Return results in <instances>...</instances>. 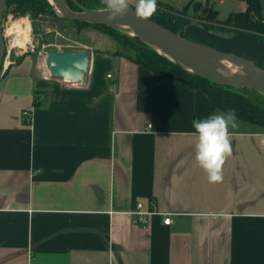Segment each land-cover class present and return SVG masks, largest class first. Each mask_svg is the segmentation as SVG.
I'll return each mask as SVG.
<instances>
[{"label": "crops", "instance_id": "obj_1", "mask_svg": "<svg viewBox=\"0 0 264 264\" xmlns=\"http://www.w3.org/2000/svg\"><path fill=\"white\" fill-rule=\"evenodd\" d=\"M233 36L264 69V42ZM107 44L86 49L82 83L32 55L0 73V264H264V126L236 119L209 183L193 121L223 111ZM140 202L172 223L137 224Z\"/></svg>", "mask_w": 264, "mask_h": 264}, {"label": "trees", "instance_id": "obj_2", "mask_svg": "<svg viewBox=\"0 0 264 264\" xmlns=\"http://www.w3.org/2000/svg\"><path fill=\"white\" fill-rule=\"evenodd\" d=\"M88 9L106 8L101 0H76ZM245 2L244 11L232 12L229 16L219 19V11L209 2H190L178 10L157 0V12L151 17L165 28L184 34L187 22H193L207 31L222 35L238 34L252 37L264 42V16L261 13V0H240ZM69 6L80 11L72 1ZM16 5L18 15L30 14L36 19L41 13L49 11L62 21L73 23L78 29H101L109 34L122 46L133 50V53L116 51L115 54L125 56L136 64L148 69L154 75V84H183L191 90L206 93L211 99L214 109L227 112L234 110L236 117L256 125L264 126V94L253 89H237L220 85L208 79L199 77L182 68L170 58L161 54L138 37L130 36L112 26L80 23L63 18L49 0H8L6 7ZM131 5V4H130ZM133 6V5H132ZM134 7V6H133ZM201 119L199 116L195 118Z\"/></svg>", "mask_w": 264, "mask_h": 264}, {"label": "water", "instance_id": "obj_3", "mask_svg": "<svg viewBox=\"0 0 264 264\" xmlns=\"http://www.w3.org/2000/svg\"><path fill=\"white\" fill-rule=\"evenodd\" d=\"M68 1L53 0L56 9L65 19L112 26L128 34L130 33L121 26L134 28L138 34H130L131 36L138 37L188 72L220 85L237 89H253L264 94V69L242 56L195 42L181 33L165 28L151 18H137L134 7H130L122 18L109 21L106 19L108 15L106 8L88 9L76 0H70L80 9L75 11L69 6ZM7 2L8 0H0V73L7 56V43L2 25ZM45 60L53 78L82 83L88 74L91 52L88 50L65 53L51 51L45 56ZM220 61L229 62L246 74L233 75L222 68Z\"/></svg>", "mask_w": 264, "mask_h": 264}, {"label": "rangeland", "instance_id": "obj_4", "mask_svg": "<svg viewBox=\"0 0 264 264\" xmlns=\"http://www.w3.org/2000/svg\"><path fill=\"white\" fill-rule=\"evenodd\" d=\"M159 1L180 10L190 3V0ZM49 2L52 6L55 7L53 2H51L50 0ZM210 2L215 7V9L219 11V19L221 20L226 19L233 11L239 12L241 10H244L246 7L245 4L240 0H210ZM261 2V13L264 16V0H261ZM130 4L134 6L135 3L132 1L130 2ZM15 9V4L10 7H6L4 12V19L2 22L3 32L7 43L6 61L9 64L10 62L12 63L23 58L25 55H32L34 57L36 65H45V56L51 51L60 53L80 52L96 45H99V47H108L107 41H112L117 51H122L130 54L133 53L132 49L126 46H122L109 34H107V32L101 29H78L71 22H65L57 19L53 15V13L49 11H45L41 13L36 19H33L30 14L18 15ZM56 11L58 12L57 9ZM16 23H22L24 25L27 24L29 26V32L26 36L27 40L23 46L18 45V42L15 40L14 36L6 34V32ZM185 26L186 27L184 29V34L187 38L209 47L237 54L252 61L257 66L261 64V61H258L254 58L249 59L246 57V55L243 53L244 51H242L243 49H240V47L242 48L243 46L248 44L246 43L245 45H243V43L241 42L242 40L234 38L233 34H217L215 36H208L207 34L201 32V30H198L196 27H194L193 22H187ZM255 52L257 54H260V52L263 53L264 51Z\"/></svg>", "mask_w": 264, "mask_h": 264}, {"label": "clouds", "instance_id": "obj_5", "mask_svg": "<svg viewBox=\"0 0 264 264\" xmlns=\"http://www.w3.org/2000/svg\"><path fill=\"white\" fill-rule=\"evenodd\" d=\"M109 21H116L127 14L130 0H102ZM157 0H135L134 14L140 19H149L157 12ZM234 110L213 114L193 121L196 142L195 162L205 172L209 183L223 180V166L232 155L230 127H237Z\"/></svg>", "mask_w": 264, "mask_h": 264}, {"label": "bare ground", "instance_id": "obj_6", "mask_svg": "<svg viewBox=\"0 0 264 264\" xmlns=\"http://www.w3.org/2000/svg\"><path fill=\"white\" fill-rule=\"evenodd\" d=\"M53 2V0H50ZM121 28L125 29L128 31L130 34H138V31L134 28L126 27V26H121ZM29 32V26L26 24L22 23H16L14 24L7 32V35H11L15 37V40L18 42L19 46H23L26 42V36L28 35ZM220 65L222 66L223 69L228 71L229 73L233 75H238L240 73L246 74V72H240L236 67L231 65L229 62L225 61H220Z\"/></svg>", "mask_w": 264, "mask_h": 264}, {"label": "built area", "instance_id": "obj_7", "mask_svg": "<svg viewBox=\"0 0 264 264\" xmlns=\"http://www.w3.org/2000/svg\"><path fill=\"white\" fill-rule=\"evenodd\" d=\"M6 58H7V56H6ZM8 65H9V63H7V61L5 59L4 68H7ZM23 116L26 118L27 122L31 121L30 112L28 110L23 111ZM131 215H133L135 217V221L137 224L143 225V226L148 224V219L152 215L163 216L164 217L163 222L165 225H170L172 223V219H171V216L169 214L160 213V212L156 211L154 208L148 209L144 205V203H142V202L138 203L136 209L131 212Z\"/></svg>", "mask_w": 264, "mask_h": 264}]
</instances>
